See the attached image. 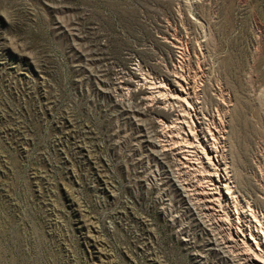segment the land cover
<instances>
[{
  "label": "rangeland",
  "instance_id": "1",
  "mask_svg": "<svg viewBox=\"0 0 264 264\" xmlns=\"http://www.w3.org/2000/svg\"><path fill=\"white\" fill-rule=\"evenodd\" d=\"M176 72L230 176L203 222L146 103ZM0 95L23 150L46 131L21 180L0 150V264H229L219 218L264 233V0H0Z\"/></svg>",
  "mask_w": 264,
  "mask_h": 264
},
{
  "label": "bare ground",
  "instance_id": "2",
  "mask_svg": "<svg viewBox=\"0 0 264 264\" xmlns=\"http://www.w3.org/2000/svg\"><path fill=\"white\" fill-rule=\"evenodd\" d=\"M176 73L167 82L162 79V81H157L154 86H149L147 80L144 81L143 84L146 83L149 89L146 103L151 106L165 105L163 107L167 110V116L165 120L160 121L156 135L158 152L162 156L169 154V162L177 175L191 173L192 183L189 184L191 189H188L181 181L175 183L189 202V208L193 215L203 222L202 216L206 211L219 212L216 209L217 198L225 201L230 199L231 189L228 184L230 176L226 164L219 159L215 144L210 142L209 129L205 130L203 127V121L199 115L200 106L192 100V96L196 93V87L188 83L182 72ZM210 135L212 136V134ZM202 162L212 169V172L205 176L201 174L203 171L199 172L205 183L199 182L198 167ZM202 165L204 166V164ZM171 176L173 177L172 172ZM222 210L224 211V209ZM243 216L244 214H242ZM236 217L226 226L219 218L218 225L222 227L221 232L224 233L220 232L218 237L211 233L213 237L211 238L217 242L218 249L222 252L228 251L230 257L227 261L229 264H264L263 231L250 222L246 224L245 220H237ZM209 230L212 231L210 227Z\"/></svg>",
  "mask_w": 264,
  "mask_h": 264
},
{
  "label": "trees",
  "instance_id": "3",
  "mask_svg": "<svg viewBox=\"0 0 264 264\" xmlns=\"http://www.w3.org/2000/svg\"><path fill=\"white\" fill-rule=\"evenodd\" d=\"M0 101H2L0 95ZM35 109V106H33ZM33 116H29L25 118V123L31 126ZM11 123L12 120L7 116L0 118V150L5 152L6 157L9 162H14V168L18 172L19 179L23 178L24 174L27 173L28 169L32 166V163L37 162V158L35 155L39 147L41 146V137L46 135V131L42 132L37 130L34 133V140L32 145H29L27 150H23V144L20 141V138L14 133L11 132ZM43 144L47 143V138L43 140ZM46 145V144H45ZM48 152H51V147L47 143L45 146ZM40 163L47 165L44 161V158L40 159ZM18 180V185H20L21 181ZM20 187V186H18Z\"/></svg>",
  "mask_w": 264,
  "mask_h": 264
}]
</instances>
